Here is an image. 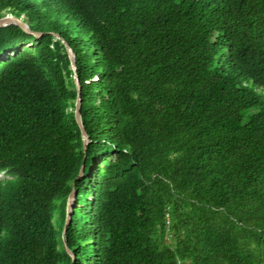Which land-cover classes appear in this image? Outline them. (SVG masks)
I'll return each mask as SVG.
<instances>
[{"label": "trees", "instance_id": "16d2710c", "mask_svg": "<svg viewBox=\"0 0 264 264\" xmlns=\"http://www.w3.org/2000/svg\"><path fill=\"white\" fill-rule=\"evenodd\" d=\"M8 15L40 36L0 27V264H264V0Z\"/></svg>", "mask_w": 264, "mask_h": 264}, {"label": "water", "instance_id": "95a60500", "mask_svg": "<svg viewBox=\"0 0 264 264\" xmlns=\"http://www.w3.org/2000/svg\"><path fill=\"white\" fill-rule=\"evenodd\" d=\"M12 24H15L21 27L26 33L35 35L36 37L40 36V33L33 32L32 30H30L28 25L25 22H23L21 19L17 18L16 16L8 15L0 19V27H5L8 25H12ZM65 47H66L67 55H68V58L71 64V68L73 70V79H74V83H75L76 91H77V98L74 104V109H75L74 115H75V120L81 131V135L83 139V149L85 150V147L89 142V139L81 123V116H80L81 114V86H80V83H79V80L76 74V62H75L73 52L71 51V49H69V47L66 44H65ZM74 198H75V194L71 192L67 199L66 218H65L63 230H65L72 221V217L74 214ZM66 251L71 256L70 251L68 249H66Z\"/></svg>", "mask_w": 264, "mask_h": 264}, {"label": "rangeland", "instance_id": "374dc122", "mask_svg": "<svg viewBox=\"0 0 264 264\" xmlns=\"http://www.w3.org/2000/svg\"><path fill=\"white\" fill-rule=\"evenodd\" d=\"M38 37H39V36H38ZM34 45H35L34 42H30V43L24 45L20 50H22V49H24V48H32V47H34ZM18 51H19V49H16V50H14V51L9 52V53H11V54H5L4 57H1V58H0V61H2L3 59H6V58L12 56V55L14 54L13 52H18ZM70 111H73V112H74V111H75L74 107L70 108ZM8 178H10L8 175H6V174H4V173H1V174H0V179H8ZM58 216H59V215L56 216V219H55V220H57V219L59 218Z\"/></svg>", "mask_w": 264, "mask_h": 264}]
</instances>
